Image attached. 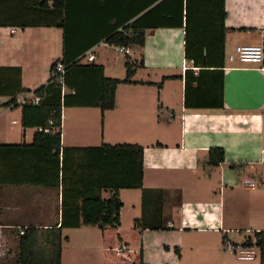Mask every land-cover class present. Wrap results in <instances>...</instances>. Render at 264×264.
Segmentation results:
<instances>
[{"label": "crops", "instance_id": "1", "mask_svg": "<svg viewBox=\"0 0 264 264\" xmlns=\"http://www.w3.org/2000/svg\"><path fill=\"white\" fill-rule=\"evenodd\" d=\"M195 1L187 23L186 0H63L60 10L53 2L43 9L41 0H0V82L17 83L20 71L22 88L32 91L47 83L52 65L64 56L66 31L57 24L67 26L69 38L84 37L87 46L100 42L91 50L96 54L109 46V34L143 16L145 44L129 48L127 62L136 65V72L132 83L118 86L114 109L65 108L61 132L66 148L144 147V188L164 191V230H169L137 233L135 246L144 248V262L153 251L145 241L148 235L174 231L172 241L155 246L157 258L166 255L181 264L185 250L220 258L225 240L238 245L251 240L259 252L255 234L264 232V60L246 64L236 56L240 46L264 48V0H224V28L220 4ZM155 6L158 10L146 17ZM71 38L69 47H85ZM187 50L196 64L187 60ZM94 63L107 74L99 55ZM9 100L0 96V106ZM9 111L21 120V107H6L0 117ZM23 131V141L6 133L0 145L31 144L37 129ZM211 148L225 150V162L217 168L200 165ZM111 195L104 192L103 198ZM119 197L126 234L142 217V191L120 190ZM62 201L61 187L0 186V264H21L23 247L29 264L56 261ZM243 231L247 234L238 237ZM61 238V264H102L97 226L63 229ZM121 246L138 251L130 240Z\"/></svg>", "mask_w": 264, "mask_h": 264}, {"label": "trees", "instance_id": "2", "mask_svg": "<svg viewBox=\"0 0 264 264\" xmlns=\"http://www.w3.org/2000/svg\"><path fill=\"white\" fill-rule=\"evenodd\" d=\"M50 2H53L57 10L62 9L64 5L63 0H41L40 4L45 9ZM186 2L188 23L191 6L196 5V1L186 0ZM213 4L221 5V20L224 28V0H215ZM158 8V6L153 7L145 16ZM141 20L143 22V16L123 30L113 31L107 37L106 43L109 46H123L128 49L133 46L143 47L147 26L145 23L141 25ZM57 27L66 31L64 56L52 65L50 78L46 84L35 91L22 88L21 72L18 70L17 83H11V79L8 80V84L2 80L0 82L3 92L5 91V94L0 96L10 97L9 102L3 106L21 107L22 126L26 129H37L31 144L0 145V186L62 188L63 210L61 227L58 229L59 245L56 261L52 264H61L62 230L81 226H97L101 230L102 264H145L143 248L138 251H117V246L122 241L133 239L141 230L167 229L163 217L164 191L144 188V147L132 144H103L100 147L66 148L62 145L61 132L65 108L93 107L103 112L114 109L116 90L120 84L132 83L136 65L131 62L126 63L125 80L106 77L102 65L84 64L80 60L100 42L87 46L88 41L84 37L76 38L75 34H71V39L83 42L85 47L79 49L69 47L67 26L60 23ZM74 49H76L74 56L67 54ZM187 52V60L196 64V60H192L188 50ZM59 62L65 66L63 84L59 82L56 74V66ZM10 90L12 92L8 94L7 91ZM27 94H33L39 99V103L18 104L17 99ZM224 162L225 150L211 148L207 159L200 165L205 168H217ZM135 189L142 191V217L135 220L132 231L123 234L121 231L123 202L119 197V191ZM108 191L112 195L109 199H104L103 193ZM255 239V245L261 253V264H264V232H256ZM251 244L252 241L248 240L244 245L251 246ZM175 251L180 255L179 248ZM25 258V247H23L21 264H29Z\"/></svg>", "mask_w": 264, "mask_h": 264}, {"label": "rangeland", "instance_id": "3", "mask_svg": "<svg viewBox=\"0 0 264 264\" xmlns=\"http://www.w3.org/2000/svg\"><path fill=\"white\" fill-rule=\"evenodd\" d=\"M130 54V52H129ZM96 55H99V60L104 61L107 64V76L115 79H124L126 77V62L128 61L126 54H119L118 53V47L116 46H101L99 49L96 50ZM131 56L136 57V53L132 52ZM98 61V60H97ZM142 73H138V77L141 76ZM5 101V100H3ZM5 106H0V113L5 111ZM16 121L14 124L13 122ZM24 127L22 126L21 120L19 118L18 113L15 111H9L3 116L0 117V142L5 141L4 134L8 133L9 135H12L14 141H23L24 140ZM131 213L126 215L127 219H131L132 215ZM163 232H167L169 230H162ZM165 234V236H154V235H148L146 238V242L149 243V247L153 251H150L149 258H145V264H175V258H169V257H162L157 258L160 256V250L156 249L155 246L158 242L162 241H172L176 233L174 231H171V233H161ZM247 234V232H242L241 234H237L239 237L240 235ZM249 235H253L252 233ZM168 236L169 238L167 239ZM138 238H133L130 240L131 242V248L135 250H140L141 245L135 246V243L138 242ZM192 240L198 241L197 237H193ZM129 242V241H128ZM190 242V241H188ZM125 245V243H122ZM118 247H122L121 243ZM144 247V246H143ZM144 249V248H143ZM158 252V256L156 255V251ZM165 250V248H164ZM175 250V249H174ZM164 252V251H162ZM260 252V251H259ZM258 252V256L256 260L251 262H243L239 261L235 255H231L229 252L222 250V253L220 254V258H211L210 254L200 250L196 249V251L192 252L190 250H185L183 253V258H181V264H261V255ZM166 253V252H165ZM181 255L182 252L180 251ZM151 257V258H150ZM221 261V262H219Z\"/></svg>", "mask_w": 264, "mask_h": 264}, {"label": "built area", "instance_id": "4", "mask_svg": "<svg viewBox=\"0 0 264 264\" xmlns=\"http://www.w3.org/2000/svg\"><path fill=\"white\" fill-rule=\"evenodd\" d=\"M14 32V31H13ZM119 54H129V49L123 46L118 47ZM236 56L242 63L246 64H260L264 60V48L262 46H240L236 49ZM235 56H231L230 60H234ZM97 59V55L93 51H89L86 53L82 58H80L82 63H94ZM193 63V62H192ZM56 74L59 77V82L64 83V76H65V66L59 62L56 66ZM18 104H33L37 105L39 103V99H37L33 94L29 97L22 98L19 97L17 99ZM251 187H254L253 182H247ZM225 251L229 252L231 255H235L239 261L243 262H251L256 260L258 255V251L246 245H238L233 244L230 241L224 242ZM126 248L124 246L118 247L117 251L122 252L125 251Z\"/></svg>", "mask_w": 264, "mask_h": 264}]
</instances>
